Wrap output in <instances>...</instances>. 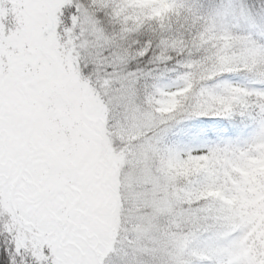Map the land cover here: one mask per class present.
I'll return each instance as SVG.
<instances>
[{"label": "snow or ice", "instance_id": "snow-or-ice-1", "mask_svg": "<svg viewBox=\"0 0 264 264\" xmlns=\"http://www.w3.org/2000/svg\"><path fill=\"white\" fill-rule=\"evenodd\" d=\"M167 3L0 0V264H264V0Z\"/></svg>", "mask_w": 264, "mask_h": 264}, {"label": "rangeland", "instance_id": "rangeland-1", "mask_svg": "<svg viewBox=\"0 0 264 264\" xmlns=\"http://www.w3.org/2000/svg\"><path fill=\"white\" fill-rule=\"evenodd\" d=\"M262 174H264V162H259L258 166L252 170V173H250V175L252 176V181L256 180L257 175ZM253 191H255V189H253ZM245 204H256L259 205L262 210H264V191L257 192L255 199L245 201ZM258 216L260 220H264V215H260L258 213Z\"/></svg>", "mask_w": 264, "mask_h": 264}, {"label": "trees", "instance_id": "trees-1", "mask_svg": "<svg viewBox=\"0 0 264 264\" xmlns=\"http://www.w3.org/2000/svg\"><path fill=\"white\" fill-rule=\"evenodd\" d=\"M138 2L146 6H151L152 4H158L159 7L157 9V14H160L161 12H166L169 7L167 0H138Z\"/></svg>", "mask_w": 264, "mask_h": 264}]
</instances>
